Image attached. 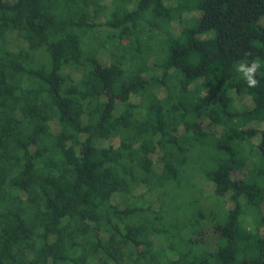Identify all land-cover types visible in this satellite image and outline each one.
Segmentation results:
<instances>
[{
    "label": "trees",
    "instance_id": "16d2710c",
    "mask_svg": "<svg viewBox=\"0 0 264 264\" xmlns=\"http://www.w3.org/2000/svg\"><path fill=\"white\" fill-rule=\"evenodd\" d=\"M106 1L0 0V264H264V0Z\"/></svg>",
    "mask_w": 264,
    "mask_h": 264
},
{
    "label": "rangeland",
    "instance_id": "374dc122",
    "mask_svg": "<svg viewBox=\"0 0 264 264\" xmlns=\"http://www.w3.org/2000/svg\"><path fill=\"white\" fill-rule=\"evenodd\" d=\"M10 1H12V0H10ZM165 1H167L168 3H172V2H171L172 0H165ZM106 3H107V4H110V0H107ZM193 12H195V11H193ZM184 16H185V17H189L190 15L184 14ZM97 22H99V23L102 24L101 29H102L103 31H105V28H106V27L103 25L104 18L101 17V16H99ZM259 22H260V23H264V17H261L260 20H259ZM172 25H173V23H172ZM180 26H181L180 24H178V23H174V27H175V28H178V30L181 29ZM9 44H10V45H9ZM9 44H8V45H9L11 48H16V46L21 45L22 42H21V40L18 39L15 35H13V36L10 38V43H9ZM99 56L101 57V59H102L105 63H107V59L109 58V54H108L105 50H99ZM162 92L164 93V91H162ZM162 92H161V93H162ZM236 103H238V101H236ZM111 141H112V140L105 142V145H106V144H109V142H111ZM112 142H113V141H112ZM156 153H157V152L153 153V159L157 156ZM154 160H156V158H155ZM250 162H251V161L247 162L248 165H245L244 167H242V169H239V170L236 171V173H233V176H234L235 178H236V177H243V176L249 171V168H250ZM155 168H156L157 171H159V169H160V164H159L158 162H156ZM196 179L198 180V183L203 181V178H202V177H199L198 175L196 176ZM199 185H200V186H203L202 183H199ZM205 189L211 190L209 186H208L207 188H205ZM135 192L140 193V194L145 192V194H144V196L146 195L145 198H146V199L149 198V202H151V199H152L151 193H149V194L147 195V192L145 191V189H143V188H138ZM208 196H209L208 194L204 193L203 200L208 199V201H212L211 199L208 198ZM260 213L264 216V209H260ZM243 217H245V215H244ZM200 237H201V238H203V237L205 238V237H206V239H209V241H211L212 244H213V242H214V241L212 240V239H213V236L210 237V233H209L208 230H205V229H204V230L202 231ZM211 238H212V239H211ZM211 243H210V244H211Z\"/></svg>",
    "mask_w": 264,
    "mask_h": 264
},
{
    "label": "clouds",
    "instance_id": "9594fccd",
    "mask_svg": "<svg viewBox=\"0 0 264 264\" xmlns=\"http://www.w3.org/2000/svg\"><path fill=\"white\" fill-rule=\"evenodd\" d=\"M246 56L251 55V53H245ZM261 67V63L258 59H253L251 62L242 61L238 64L237 70L243 74L249 87H255L258 83L256 74Z\"/></svg>",
    "mask_w": 264,
    "mask_h": 264
}]
</instances>
